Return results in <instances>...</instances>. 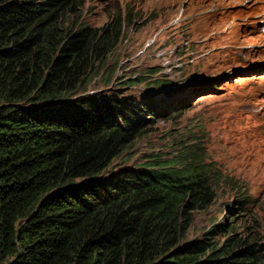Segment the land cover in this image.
<instances>
[{"label":"trees","instance_id":"trees-1","mask_svg":"<svg viewBox=\"0 0 264 264\" xmlns=\"http://www.w3.org/2000/svg\"><path fill=\"white\" fill-rule=\"evenodd\" d=\"M80 3L0 0V264H264L257 243L216 241L224 224L187 240L216 198L206 168L112 170L170 111L111 94L123 21L72 27Z\"/></svg>","mask_w":264,"mask_h":264},{"label":"rangeland","instance_id":"rangeland-1","mask_svg":"<svg viewBox=\"0 0 264 264\" xmlns=\"http://www.w3.org/2000/svg\"><path fill=\"white\" fill-rule=\"evenodd\" d=\"M68 18L93 28L120 18L111 94L170 111L112 170L151 157L206 168L216 198L194 212L187 240L224 224L216 241L264 247V0H81ZM102 87L100 76L89 89Z\"/></svg>","mask_w":264,"mask_h":264}]
</instances>
